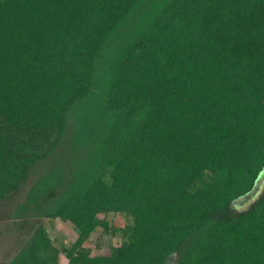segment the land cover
I'll use <instances>...</instances> for the list:
<instances>
[{
    "label": "trees",
    "instance_id": "1",
    "mask_svg": "<svg viewBox=\"0 0 264 264\" xmlns=\"http://www.w3.org/2000/svg\"><path fill=\"white\" fill-rule=\"evenodd\" d=\"M262 183L264 0H0L5 264H264Z\"/></svg>",
    "mask_w": 264,
    "mask_h": 264
},
{
    "label": "rangeland",
    "instance_id": "2",
    "mask_svg": "<svg viewBox=\"0 0 264 264\" xmlns=\"http://www.w3.org/2000/svg\"><path fill=\"white\" fill-rule=\"evenodd\" d=\"M263 183L259 186L257 193H255L251 198L245 200L234 208L238 211L245 210L260 194ZM26 186L24 191L13 199V201H9L4 203L0 208V264H5L12 256L15 255V252L20 248L22 241L24 240V232L30 231V228L36 226L37 220L32 219L27 221H16L13 218V208L17 203L22 201L23 195L25 193ZM99 218H103L102 215ZM113 226H122L125 223H129L130 219L125 217L124 215L119 214H108L106 217ZM26 224L21 228L22 224ZM42 224H45L46 227L49 228V235L55 238L58 242H64L63 248L69 247L71 243H73L77 238L76 229L69 223H60L55 222L53 225L46 224V221L43 220ZM44 225V226H45ZM24 231V232H22ZM22 234V235H21ZM55 239H53L55 241ZM121 242V238L119 236L110 237L106 235L101 229L97 230L94 233L89 241V245L91 246V255L98 254H108L112 247L119 245ZM60 264H66L67 259L63 254L59 257Z\"/></svg>",
    "mask_w": 264,
    "mask_h": 264
},
{
    "label": "water",
    "instance_id": "3",
    "mask_svg": "<svg viewBox=\"0 0 264 264\" xmlns=\"http://www.w3.org/2000/svg\"><path fill=\"white\" fill-rule=\"evenodd\" d=\"M259 189V188H258ZM258 189H256L250 196H248L245 200H247V199H249V198H251L255 193H257V191H258ZM258 197V196H257ZM244 200V201H245ZM244 201H242V202H244ZM241 202V203H242ZM239 205V204H238ZM175 255H171L170 257H168V259L163 263V264H176L175 263Z\"/></svg>",
    "mask_w": 264,
    "mask_h": 264
}]
</instances>
